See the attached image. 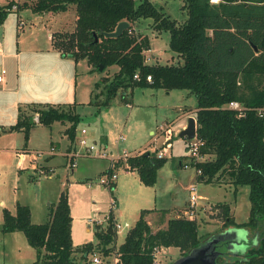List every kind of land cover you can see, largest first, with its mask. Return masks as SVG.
Listing matches in <instances>:
<instances>
[{
    "label": "trees",
    "instance_id": "16d2710c",
    "mask_svg": "<svg viewBox=\"0 0 264 264\" xmlns=\"http://www.w3.org/2000/svg\"><path fill=\"white\" fill-rule=\"evenodd\" d=\"M12 3L0 5V22ZM71 4L76 13L74 27L53 32V47L75 62L86 59L91 70L100 65L104 69L117 66L110 77H103V83H94L91 94L96 101L102 93L99 102L108 105L118 93L122 96L135 86L185 88L195 95L193 114L196 136L201 141L199 151L209 156L195 164L201 169L197 179L217 181L225 175L235 186L249 187L245 221L236 222L228 204H217L226 226L247 229L257 238L241 256H233L225 264H264V0H185L187 17L181 22L151 0H24L18 6H28L34 12H58ZM147 17L153 19L154 28L169 32V47L177 61L146 62L144 51L150 48L149 38L135 33L134 28ZM121 20L129 24L120 35H105ZM148 74L150 81L146 79ZM100 84V90H95ZM231 100L239 101L243 109L228 107ZM36 112L33 119L19 110L10 129L22 130L27 140L36 121L45 125L70 121L65 133L74 140L79 114L73 108L46 105ZM156 153L157 149L144 150L126 158L146 185L155 183L157 171L166 161V156ZM48 208L47 219L38 223L31 221L27 204L17 202L14 212L3 208L1 230H21L36 250L35 260L25 264H89L90 252L114 251L115 231L108 232L101 226L94 229L96 241L73 244L67 191L61 190ZM150 210L141 209L116 248L121 264H156L154 247L175 246L185 255L202 242L194 218L172 216L164 227L153 230L146 219Z\"/></svg>",
    "mask_w": 264,
    "mask_h": 264
},
{
    "label": "rangeland",
    "instance_id": "374dc122",
    "mask_svg": "<svg viewBox=\"0 0 264 264\" xmlns=\"http://www.w3.org/2000/svg\"><path fill=\"white\" fill-rule=\"evenodd\" d=\"M8 1L0 0V5L6 4ZM139 1L135 0L136 3ZM151 1L177 22H181L187 17L185 0ZM19 3L21 2L12 3L11 9L7 12L4 20L0 22V40L4 36L3 43L7 47H13L14 51H19V48L24 50L22 61H20L24 79L21 90L27 96L22 99L15 98L21 104V111L32 115L34 119L38 113L36 110L46 105L73 108V111L79 114L78 134L82 127L88 130L89 136L90 133L104 132L107 135V147L121 152L127 150L128 156L144 150L152 151L162 148L164 137L161 134L156 135L160 130V123L161 125L168 124L173 136L172 147H169L166 161L162 168L160 167L157 183L154 186H147L139 181L136 171L124 173L123 166L121 167L123 161L111 168L109 158L80 155L75 157L76 165L69 167L67 155L63 156L59 151L63 149L67 141V135L63 133V129L65 124H70V121L66 123L54 121L51 125L36 121L30 127L27 140L20 130L1 132L0 222L3 207L10 208L13 212L16 201L28 203L32 208V218L35 221H42L46 219L45 213L49 205L57 201L61 190H65L73 217L72 240L76 246L84 241L96 240L94 229L100 225L90 221L89 218H104L110 210L112 197H116L113 212L117 206L118 208H116L122 214L121 216L117 215L114 220L121 223L127 220L131 225L136 219V211H131L134 203L140 197L147 198L149 201L153 199V190L160 191L157 201L164 203L171 200V195L165 190L172 188V201L179 206L183 205L189 195L186 187L188 170L180 166L177 161L184 156L186 159L188 151L185 139L179 135V132L182 129V124L187 123V116L182 111L184 108L196 105L195 95L185 88H173L169 91L163 87L135 86L126 90L122 96L118 93L108 105H102L99 100L102 99L103 94L101 93L100 98H97L96 101L91 90L95 82L103 83V77L107 74L110 77L117 66L112 65L108 69L91 70V65L86 59H79L75 62L69 55L57 53L58 56L55 57L49 51L51 44L49 32L70 30L74 27L76 14L74 5L71 4L67 9L57 13H36L28 6L19 8ZM13 4L16 7H13ZM19 19L23 20L22 25L18 24ZM134 31L149 38L150 48L144 51L147 63L177 61L176 53L169 47V32L154 28L151 17L139 20ZM16 59V56H12L13 69L17 64ZM100 87L101 84L95 90L99 91ZM9 92L8 95L12 94ZM10 99L11 97L8 96L7 100ZM15 110L18 113V109L15 108ZM151 130L155 132H151ZM161 131L165 133L162 128ZM120 133L125 136V139L116 144L114 138ZM70 141H67L66 146H75V142L71 145V142L75 140ZM97 141L99 143V139ZM50 146H54L57 154L46 153V149H49ZM41 151L43 153L38 154ZM22 154L24 156L20 159ZM49 156H52L48 161L53 166L52 176L38 175L37 167H47L44 162ZM207 158L209 156L206 155ZM108 168L117 174L115 181L121 184L120 193L116 189V183H113V187L110 185L101 187L98 183L100 176L107 174ZM170 171H174V173L171 174ZM219 178L223 179L227 176L223 175ZM177 179L179 182L175 183ZM87 181H92V184L89 185ZM192 181L196 183L197 192L201 197L197 200L191 218L197 221L202 241L210 239L223 230L232 228L237 230L241 243H238L239 246L232 247L229 254L232 257L241 256L249 244L256 243V235L241 227L226 226L222 208L217 204H228L229 214L235 221H245L249 212V187L238 185L237 189L234 184H218L215 181L198 180L197 178ZM192 181L188 183L190 184ZM184 209L175 208L169 215L188 217ZM87 226L90 227L89 230H87ZM151 226L154 228V220L151 221ZM127 230L121 228L115 232V243L113 244L115 248L108 255L116 252V248L123 241ZM97 251L103 252L102 250ZM180 256H182V251L179 248L175 246L162 247L156 255L157 264H171Z\"/></svg>",
    "mask_w": 264,
    "mask_h": 264
},
{
    "label": "crops",
    "instance_id": "0c3cea01",
    "mask_svg": "<svg viewBox=\"0 0 264 264\" xmlns=\"http://www.w3.org/2000/svg\"><path fill=\"white\" fill-rule=\"evenodd\" d=\"M9 1H12V2H15V1L23 2L24 0H9ZM3 5H5V4H3ZM25 7H27V6H25ZM19 8H21V7H19ZM44 12H46V13L47 12L48 13L49 12L57 13V12H53V11H44ZM58 12H60V11H58ZM36 13H43V12H36ZM51 36H52V33L49 32V37L51 39V44H50V50L49 51H50V53H52V55L54 54V56L56 57V55L58 56L57 53H61V52L58 49L53 47ZM4 40H5V38L3 36L2 39L0 40V70L4 69V80L0 82V133L1 132L7 133V132H10L12 130H18V129H10V126L16 121V119L18 117L19 110L21 109L20 102L17 101L15 98L22 99L24 96H27L21 90V85H22V82H23L24 79L22 78L23 68H21L20 61H22L21 57L23 55V51L24 50L22 48H19L18 49L19 51H14L13 47H10V46L7 47V45L5 43H3ZM12 56H16V58H17L16 59L17 64H16L15 69H13V66H12ZM116 69L117 68H115L114 70H116ZM8 91H10L9 93H12L13 95L12 94L8 95ZM169 91H168V93H169ZM8 96L11 97V99L9 101L7 100ZM195 106H193V107L190 106L188 108H184L183 109L182 112L184 114H186L187 119H188L189 115H193L194 116L193 111L195 109ZM15 108L18 109V113L15 110ZM15 111H16V113H15ZM186 124L185 123L182 124V128L185 127ZM67 126H68V124H65V127L63 129V133L64 134H66L65 133V128ZM159 126H160V130H158V133L156 135H158V134L160 135L161 134L164 137L165 133L161 131V123H160ZM20 131H22V130H20ZM87 132H88V130H87ZM151 132H155V131L151 130ZM78 135L79 134L77 132V127H76L75 137H74L75 141H76V137ZM172 136H173V134H172ZM106 137H107V135L104 132H99V134H98V132L93 133V134L90 133V136H89L90 139H92V140H94L96 142H98L97 140L99 139V143L98 144L104 145L105 147H107L108 146V142H107V138ZM115 138H114V141H115ZM183 138L185 139V146H186L187 145V138L185 136H183ZM69 140H70V138H68V136H67V141H69ZM67 141H66V143H67ZM75 141L71 142V145ZM163 141H164V138H163ZM66 143H65L63 149H61V151H59V153L61 155H63V156L66 155V153H65L66 151L69 152L73 148L72 146H66ZM170 147H172V144H170ZM46 150H48V149H46ZM133 151H135V150H133ZM48 154H54L55 155V154H57V152L55 151L54 153H48ZM23 156H24L23 154L20 155V159L23 158ZM52 156L47 157V160H45L44 163L47 164V166L48 165L52 166L50 163H48L49 159ZM184 157L183 158H179L178 161H177V163L180 166H182V167H183L182 160L185 159ZM162 166H161V168H162ZM121 167H122V165H121ZM183 168L188 170V172L186 173V177H187L186 187H187V190H188V185L187 184H189L188 182H190V181H192L194 179V175H193L194 172H193L192 168H185V167H183ZM123 170H124V173H126V174L130 173L131 171H136V170H133V169H130V170L127 171L124 168H123ZM159 170H160V168L157 171V179H156L155 183L152 184V185H147V186H154L157 183L158 177H159V174H158ZM169 173L173 174L174 171H170ZM138 177H139V175H138ZM139 181L142 184H144L140 179H139ZM178 182L179 181L177 179L175 181V183H178ZM215 182L218 183V184H229V185L233 184L231 179L228 178V177L227 178H223V179L219 178L218 181H215ZM114 183H116V189L119 192L121 184L120 183L118 184V182H116V181ZM144 185H146V184H144ZM237 186L238 185H236V188L238 189ZM153 191H154L153 199H151L149 201V199H147V198L140 197V199H138V201H136L134 203L133 209H131V211L135 210L137 212V213L135 212L136 219H137L141 209H144V208L151 209L149 212L146 213V219L148 220L150 225H151V221L152 220L155 221L154 228L151 226L152 229L155 230L157 228L164 227L166 225L167 220L170 217H172V216L169 215L171 210H173L175 208L183 210L188 205V196L186 198L185 203L183 205L179 206L178 204H176L175 202L172 201L173 200L172 188L165 190L166 193H169L171 195V200L167 201V202H164V203L163 202L158 203V201H157L158 194H159L160 191H158L157 189L153 190ZM17 202H19V201H16V203ZM147 202H149V203H147ZM217 202H222V201H217ZM16 203H15V206H16ZM213 203H216V202H213ZM22 204H27L29 206L30 212H31V221L32 222H35V223L44 222L47 219L48 208H47L46 213H45V218L46 219H44L42 221H35L32 218L33 217V212H32V208L30 207V205L28 203H22ZM116 207H115V209H116L115 212H113V218H116L117 215L118 216L122 215L120 210L117 209L118 207L117 208ZM3 208H6V207H3ZM9 210L11 211L10 208H9ZM175 216H179V215H175ZM72 219H73V217H72ZM2 220H3V213H2ZM2 220L0 222V264H25V263H30L33 260H35V258H36V250H35V248L33 246H31L28 243V241H27V239L25 237V234L21 230H13V231H6V232L2 231L1 230ZM124 222H129V221L124 220ZM89 229H90V227L87 226V230H89ZM71 232H72V227H71ZM94 241H96V240H94ZM84 242H86V241H84ZM168 247L169 246H167L166 248H168Z\"/></svg>",
    "mask_w": 264,
    "mask_h": 264
},
{
    "label": "built area",
    "instance_id": "2783aa9c",
    "mask_svg": "<svg viewBox=\"0 0 264 264\" xmlns=\"http://www.w3.org/2000/svg\"><path fill=\"white\" fill-rule=\"evenodd\" d=\"M216 1V0H213ZM13 7H16L15 4H13ZM18 24L22 25L23 20L19 19ZM135 78H138V73L134 74ZM147 80H151L152 77L150 74L146 76ZM4 80V69L0 70V82ZM228 107L231 108H236V109H243L242 104L237 101V100H231L228 105ZM162 130L165 131V136H164V145L162 148H159L157 150V156L158 157H164L167 155L168 149L171 144V138H172V133L169 128V125L164 123L161 125ZM125 139V136L123 134H118L117 137L115 138L114 143L119 144L121 141ZM170 139V141H169ZM201 141L200 139L195 135L194 137L187 139V151L188 155L187 158L182 160V165L185 168H192L193 169V175L194 178H197L198 175L201 173V169L199 167H196L195 164L197 162H201L206 160V155H203L200 153ZM55 148L54 146H50L48 150H46V153H54ZM43 153V151L38 152V154ZM45 153V152H44ZM66 155L68 157L69 161V167H74L76 165V159L75 157L83 155V156H92V157H106L110 159L111 163V168L116 167V165L120 164L121 161H123L122 166L125 170H130V166L126 162V158L128 157V151L123 150L122 152L119 150H114V149H109L105 147L104 145L98 144L96 141L92 140L89 138L87 129L85 127H82L80 129V134L76 137L75 141V146L69 151L66 152ZM38 175H43L47 177L52 176V171H53V166H39L37 167ZM117 178V174L114 171H109L107 172L106 175L100 176L98 183L103 187L104 185H110L113 187V183L115 179ZM89 185L92 184V181H87ZM188 206L184 209V212L188 214V217L191 218L192 213L194 212L196 205H197V200L201 197V195L197 192V186L195 182H191L188 185ZM115 204V198H111V203H110V210L108 214L105 215L104 218L99 219V218H92L90 217L89 220L92 222H95L97 225H102V228L107 229V225L109 223L112 224V229L117 232L121 228H126L129 229L132 225L129 222H117L113 218V207ZM98 208V207H96ZM104 219V220H103ZM162 247H154L153 249V256L155 263L157 264V259L156 255L158 250ZM88 261L89 264H121L118 260V256L116 252H113L112 255L105 254L104 252L100 251H93L88 254Z\"/></svg>",
    "mask_w": 264,
    "mask_h": 264
},
{
    "label": "water",
    "instance_id": "95a60500",
    "mask_svg": "<svg viewBox=\"0 0 264 264\" xmlns=\"http://www.w3.org/2000/svg\"><path fill=\"white\" fill-rule=\"evenodd\" d=\"M128 21L121 20L119 21L115 29L112 31L105 32L107 36H117L120 35L122 30L128 26ZM95 40H97V35H95ZM256 48V47H255ZM103 65L99 66V69L102 70ZM179 135L185 136L187 139H190L196 135V119L195 116L189 115L187 119V124L183 127ZM107 231L112 232V224L107 225ZM232 228L219 232L213 235L210 239L202 241L197 247L191 249L185 255L180 256L178 259L173 261L171 264H218L217 257L218 255L224 256V253L220 250L221 239L225 238L227 234L232 233Z\"/></svg>",
    "mask_w": 264,
    "mask_h": 264
},
{
    "label": "flooded vegetation",
    "instance_id": "af4514ba",
    "mask_svg": "<svg viewBox=\"0 0 264 264\" xmlns=\"http://www.w3.org/2000/svg\"><path fill=\"white\" fill-rule=\"evenodd\" d=\"M224 231V230H223ZM221 247L220 250L224 253V256L222 255H218L217 257V262L218 264H225L227 260H230V258L232 257V255L229 254V252H231V248L236 246H239L241 243V239L237 234V230L233 231L230 234H227V236H225V238L219 240Z\"/></svg>",
    "mask_w": 264,
    "mask_h": 264
}]
</instances>
